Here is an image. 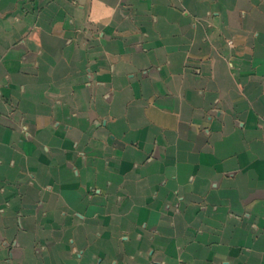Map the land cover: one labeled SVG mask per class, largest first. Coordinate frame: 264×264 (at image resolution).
Returning <instances> with one entry per match:
<instances>
[{"label":"crops","instance_id":"crops-1","mask_svg":"<svg viewBox=\"0 0 264 264\" xmlns=\"http://www.w3.org/2000/svg\"><path fill=\"white\" fill-rule=\"evenodd\" d=\"M0 264H264V0H0Z\"/></svg>","mask_w":264,"mask_h":264},{"label":"rangeland","instance_id":"rangeland-1","mask_svg":"<svg viewBox=\"0 0 264 264\" xmlns=\"http://www.w3.org/2000/svg\"><path fill=\"white\" fill-rule=\"evenodd\" d=\"M225 41H226V43L229 45V46H234V39L232 38V37H226L225 38ZM235 122L239 125V126H242V121H240L239 119H236L235 120ZM152 155H151V157L152 156H154V151L151 153ZM149 159V158H148ZM91 190V193H100L99 191H98V189H96V188H93V189H90ZM88 194L89 196H92V194ZM93 194V195H94ZM105 200H100V205H97L98 207H99V209H100V215H101V217H104V218H106V216H108V212L107 211H104V208L106 207V205H104L105 203ZM99 209H98V211H99ZM136 212H131L130 213V217H133L134 216V214H135ZM124 216V215H123ZM129 218V217H128ZM132 225H135L134 224V222L133 223H131Z\"/></svg>","mask_w":264,"mask_h":264}]
</instances>
